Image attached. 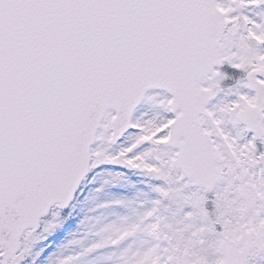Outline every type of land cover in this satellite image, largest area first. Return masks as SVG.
<instances>
[{
	"label": "snow or ice",
	"instance_id": "6c2138e0",
	"mask_svg": "<svg viewBox=\"0 0 264 264\" xmlns=\"http://www.w3.org/2000/svg\"><path fill=\"white\" fill-rule=\"evenodd\" d=\"M264 264V0H0V264Z\"/></svg>",
	"mask_w": 264,
	"mask_h": 264
},
{
	"label": "rangeland",
	"instance_id": "374dc122",
	"mask_svg": "<svg viewBox=\"0 0 264 264\" xmlns=\"http://www.w3.org/2000/svg\"><path fill=\"white\" fill-rule=\"evenodd\" d=\"M74 229H75V227L73 228V230H74ZM66 237H67V236H66ZM66 237H65V238H66ZM65 238H64L63 240H60V242H59V243H58V244H57V245H56V246L50 251V253H51L53 250H55V248H56L59 244H61V243L65 240ZM51 239H52V238H50L49 241L46 242V243H49ZM50 253H49V254H50ZM49 254H48V255H49ZM48 255H47V256H48ZM47 256H46V258H47ZM40 258H41V257H40ZM46 258H41L40 261H39V259H38V260H37V264H44V261H45Z\"/></svg>",
	"mask_w": 264,
	"mask_h": 264
}]
</instances>
